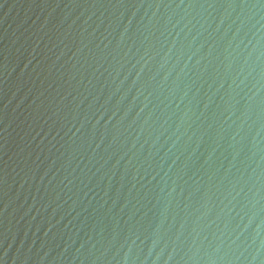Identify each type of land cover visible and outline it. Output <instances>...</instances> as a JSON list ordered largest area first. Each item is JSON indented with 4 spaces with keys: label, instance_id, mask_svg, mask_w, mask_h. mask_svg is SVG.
<instances>
[{
    "label": "water",
    "instance_id": "water-1",
    "mask_svg": "<svg viewBox=\"0 0 264 264\" xmlns=\"http://www.w3.org/2000/svg\"><path fill=\"white\" fill-rule=\"evenodd\" d=\"M0 264H264V0H0Z\"/></svg>",
    "mask_w": 264,
    "mask_h": 264
}]
</instances>
